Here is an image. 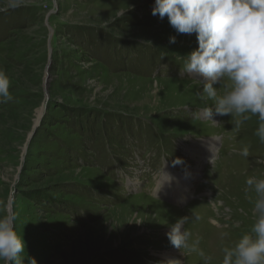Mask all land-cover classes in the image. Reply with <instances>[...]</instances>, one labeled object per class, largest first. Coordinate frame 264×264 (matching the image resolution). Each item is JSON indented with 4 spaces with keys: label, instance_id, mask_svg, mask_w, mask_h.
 I'll list each match as a JSON object with an SVG mask.
<instances>
[{
    "label": "rangeland",
    "instance_id": "obj_1",
    "mask_svg": "<svg viewBox=\"0 0 264 264\" xmlns=\"http://www.w3.org/2000/svg\"><path fill=\"white\" fill-rule=\"evenodd\" d=\"M154 5L0 0L12 96L0 103V216L16 217L23 264H222L223 249L250 233L256 197L245 182L264 179L258 117L239 128L243 117L207 118L203 78L181 67L196 35L153 16ZM165 173L174 184L189 175L188 200L156 193ZM151 202L167 208L148 215ZM183 217L203 257L171 245Z\"/></svg>",
    "mask_w": 264,
    "mask_h": 264
},
{
    "label": "clouds",
    "instance_id": "obj_2",
    "mask_svg": "<svg viewBox=\"0 0 264 264\" xmlns=\"http://www.w3.org/2000/svg\"><path fill=\"white\" fill-rule=\"evenodd\" d=\"M152 15L167 17L179 34L196 35L198 47L183 58L181 67L183 73L203 78L202 95L214 101V108L204 109L207 118L243 117L235 119V127L239 128L244 120L257 116L255 135L264 143V0H155ZM169 42L175 43L176 37H170ZM225 78L230 81V90L218 96L216 85ZM10 86L9 77L0 71V103L12 98ZM239 154L247 157L248 148ZM181 163L179 158L174 161ZM245 183V191L255 193V221L250 233L243 235L234 247L223 249L222 264H264V179L252 176ZM15 219L11 212L0 216L3 264H23L25 241L16 230ZM188 219H179L171 227L168 239L172 246L203 257L199 240L191 241V233L184 228ZM210 260L205 257V264Z\"/></svg>",
    "mask_w": 264,
    "mask_h": 264
},
{
    "label": "bare ground",
    "instance_id": "obj_3",
    "mask_svg": "<svg viewBox=\"0 0 264 264\" xmlns=\"http://www.w3.org/2000/svg\"><path fill=\"white\" fill-rule=\"evenodd\" d=\"M188 176L189 175H185V174H183V175H179V176H176V179L178 180V183H175L174 184V182H176L175 181V179H173V178H169V177H167L166 179H164V182L165 181H168V183H167V185L168 184H174V186L176 187V189H173V188H171L170 187V190H168V192L167 193H171V194H173V195H175V194H179L178 196H181L182 197V194H184L186 191V189H187V182H188V180H187V178H188ZM166 185V186H167ZM173 186V187H174ZM186 196V195H185ZM184 196V197H185ZM180 197V198H181ZM147 200V199H146ZM144 203H146V202H144ZM156 205H157V207L158 206H160L161 208L162 207H165V208H167L166 206H164V204H160V203H157V202H151V205L150 206H146L145 208H144V210L145 211H147L148 212V215L149 214H153V208H155L156 207ZM160 209V208H159ZM168 209H170V208H168ZM170 211V210H169ZM171 211H173L172 210V208H171ZM150 212V213H149ZM174 214H175V212H174ZM136 223V222H135ZM169 254H171V256H169L168 258H170L171 260H178V255L179 254H177V253H171V252H167L166 253V255H169Z\"/></svg>",
    "mask_w": 264,
    "mask_h": 264
}]
</instances>
